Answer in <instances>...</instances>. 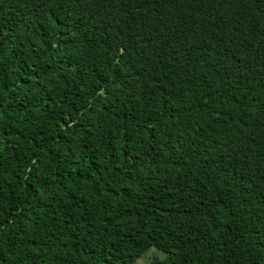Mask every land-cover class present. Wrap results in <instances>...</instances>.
Masks as SVG:
<instances>
[{
    "label": "trees",
    "instance_id": "1",
    "mask_svg": "<svg viewBox=\"0 0 264 264\" xmlns=\"http://www.w3.org/2000/svg\"><path fill=\"white\" fill-rule=\"evenodd\" d=\"M264 264V0H0V264Z\"/></svg>",
    "mask_w": 264,
    "mask_h": 264
},
{
    "label": "rangeland",
    "instance_id": "2",
    "mask_svg": "<svg viewBox=\"0 0 264 264\" xmlns=\"http://www.w3.org/2000/svg\"><path fill=\"white\" fill-rule=\"evenodd\" d=\"M163 254L156 248H150L142 257H139L135 264H151L153 258H163Z\"/></svg>",
    "mask_w": 264,
    "mask_h": 264
}]
</instances>
